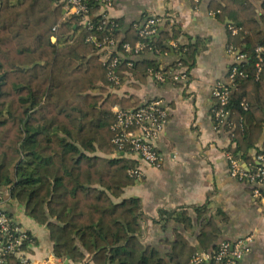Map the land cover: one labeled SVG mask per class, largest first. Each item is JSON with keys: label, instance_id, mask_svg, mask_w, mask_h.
Returning a JSON list of instances; mask_svg holds the SVG:
<instances>
[{"label": "trees", "instance_id": "1", "mask_svg": "<svg viewBox=\"0 0 264 264\" xmlns=\"http://www.w3.org/2000/svg\"><path fill=\"white\" fill-rule=\"evenodd\" d=\"M213 8L233 20L238 33L230 35L231 45L246 55L239 66L248 76L236 81L224 131H230L228 150L250 160V149L264 152V142L257 147L264 129V52L256 51L264 47V13L249 0L213 1ZM115 20L122 44L148 42L136 56L125 52L118 65L122 81L132 75L135 87L144 84L148 68L159 67L158 57L171 50L181 28L166 22L143 39L136 22ZM79 29L78 18L64 17L53 0H0V188H10L25 213L47 227L50 252L65 264H194L197 249L217 248L220 229L213 218L203 219L199 247L176 231L173 241L163 240L166 252L142 239L141 200L123 198L137 181L129 169L138 162L116 154L111 129L113 106L132 107L140 98L112 90L105 63ZM192 57L191 46L180 59L186 65ZM195 210L202 214L199 206ZM175 218L192 228L190 216ZM6 264H17L16 257L8 256Z\"/></svg>", "mask_w": 264, "mask_h": 264}, {"label": "crops", "instance_id": "2", "mask_svg": "<svg viewBox=\"0 0 264 264\" xmlns=\"http://www.w3.org/2000/svg\"><path fill=\"white\" fill-rule=\"evenodd\" d=\"M213 1L221 0H115L109 10L112 17L127 23L155 15L162 21V27L167 22L169 28L172 24L181 28L180 37L175 39L178 46L171 45L170 51L158 57L163 69L172 71L173 64L191 46L193 55L185 65L189 75L186 81L159 83L148 77L146 83L135 87V79L130 76L117 88L120 94L138 96L140 102L161 98L170 109L164 135L157 142L162 158L160 165L139 162L144 176L125 188L123 198H140L142 239L162 252L169 250L163 240L173 241L176 231L199 247L201 222L211 217L220 229L218 242L249 237L251 251L243 264H264V204L253 198L249 184L231 176L226 157L229 137L214 129L213 90L218 82L228 78L234 63L229 49L235 48L230 35L236 34L230 29L233 20L229 16L221 19L213 8ZM249 1L256 5L259 14L264 13L261 0ZM263 142L264 129L257 147ZM256 153L257 148L250 149V160L241 159L243 164L253 162ZM0 190L6 192L7 188ZM196 206L200 207L201 215ZM5 210L36 238L32 255L36 259L47 256L52 250L47 227L37 224L15 200L7 201ZM162 214L166 215L164 220ZM167 215L174 218L167 221ZM187 215L192 221L190 230L175 218Z\"/></svg>", "mask_w": 264, "mask_h": 264}, {"label": "built area", "instance_id": "3", "mask_svg": "<svg viewBox=\"0 0 264 264\" xmlns=\"http://www.w3.org/2000/svg\"><path fill=\"white\" fill-rule=\"evenodd\" d=\"M53 2L55 5L61 6L64 17L76 16L78 18L80 25L78 34L83 29L87 31L85 41L95 47L100 60L105 63L107 78L112 84V90L121 87L126 81H122L121 75L118 73L121 57L125 52L133 56L138 55L148 46V42L140 40L135 46L128 42L121 43V36L117 35L120 24L109 13V10L114 7L115 0H53ZM135 27L143 39L153 38L159 33L162 21L155 15H149L145 16L141 22H136ZM57 28L58 25L53 30H57ZM230 29L233 34L238 33L236 26L230 25ZM51 40L56 43L57 36L53 35ZM171 42L174 48L178 46L175 39ZM153 49L156 53L160 52L158 48ZM262 50V47L256 49L258 54ZM229 52L234 56V63L230 68L228 78L218 82L213 90L216 99L213 109L214 129L227 135L230 131H224V126L228 123L231 114L232 91L236 88L237 79L248 76L239 66V63L246 59V55L237 53L233 47H230ZM128 65L132 66V62L129 61ZM130 76L128 77L132 79V75ZM148 76L159 83L167 81L179 83L189 78L188 69L181 59L176 61L172 71H166L161 66L158 68L149 67ZM241 105L245 110L248 108L245 101ZM113 112L115 121L111 129L114 133L112 142L117 148L116 154L131 156L137 160L138 165L130 168L129 174L136 180H141L144 171L139 162L156 167L160 165L162 158L157 148V142L164 135L170 109L163 99L154 98L127 108L116 104L113 106ZM230 127L232 130L233 126ZM226 157L229 161L231 176L249 184L252 187L253 198L264 204V152H257L255 160L247 166L230 151H226ZM7 201H14L10 188H7L6 192L0 190V264H6L7 257L10 255L16 257L17 264H64V261L58 259L53 252L41 259H36L35 255H32L35 244L13 215L5 210ZM250 251L251 239L249 237L237 240L227 239L220 241L213 252L197 249L192 255L191 262L194 264H239Z\"/></svg>", "mask_w": 264, "mask_h": 264}]
</instances>
